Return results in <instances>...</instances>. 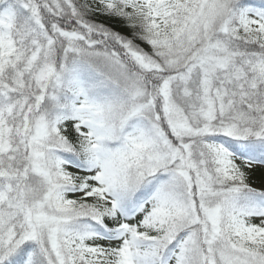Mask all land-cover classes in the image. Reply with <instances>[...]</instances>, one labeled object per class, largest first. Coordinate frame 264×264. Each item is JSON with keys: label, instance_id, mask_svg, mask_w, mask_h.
Wrapping results in <instances>:
<instances>
[{"label": "snow or ice", "instance_id": "obj_1", "mask_svg": "<svg viewBox=\"0 0 264 264\" xmlns=\"http://www.w3.org/2000/svg\"><path fill=\"white\" fill-rule=\"evenodd\" d=\"M257 167L264 0H0V264H264Z\"/></svg>", "mask_w": 264, "mask_h": 264}, {"label": "rangeland", "instance_id": "obj_2", "mask_svg": "<svg viewBox=\"0 0 264 264\" xmlns=\"http://www.w3.org/2000/svg\"><path fill=\"white\" fill-rule=\"evenodd\" d=\"M250 182L257 188L264 187V169L256 168L251 174Z\"/></svg>", "mask_w": 264, "mask_h": 264}, {"label": "trees", "instance_id": "obj_3", "mask_svg": "<svg viewBox=\"0 0 264 264\" xmlns=\"http://www.w3.org/2000/svg\"><path fill=\"white\" fill-rule=\"evenodd\" d=\"M254 2L258 4V3L260 2V0H254ZM106 22L111 23V25H112L116 30H119V31H121V32H123V33H125V34H129V33H128V30L125 29V28L123 27V25H122L121 22H119V21H115V20H113V21H106ZM257 168H258V167H257Z\"/></svg>", "mask_w": 264, "mask_h": 264}]
</instances>
